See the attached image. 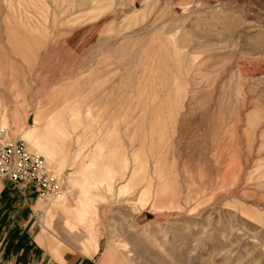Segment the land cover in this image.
<instances>
[{
	"label": "rangeland",
	"instance_id": "374dc122",
	"mask_svg": "<svg viewBox=\"0 0 264 264\" xmlns=\"http://www.w3.org/2000/svg\"><path fill=\"white\" fill-rule=\"evenodd\" d=\"M0 126L100 195L85 257L57 195L0 182L44 254L0 264H264V0H0Z\"/></svg>",
	"mask_w": 264,
	"mask_h": 264
},
{
	"label": "crops",
	"instance_id": "0c3cea01",
	"mask_svg": "<svg viewBox=\"0 0 264 264\" xmlns=\"http://www.w3.org/2000/svg\"><path fill=\"white\" fill-rule=\"evenodd\" d=\"M40 151L45 159L51 158L55 155L51 148H45V146L43 150ZM92 167V163L87 165V170L90 171ZM72 175V180L81 181L84 192H80L74 187L76 197L73 204L67 202L65 194L55 197V201L51 205V208H48L43 215V220L46 224H49L54 217V214L60 213L63 215V225L68 231L73 232L80 230L84 233V237L81 240L83 255L85 257L94 256L99 250L100 242L96 232L94 205L100 195L96 193L95 182L90 180L91 178L85 171L73 173ZM111 177V172L108 171L106 179H110ZM3 189L4 184L2 183V187L0 188V261L2 258H17L14 259V263L18 262L21 258H37L42 260L41 258H44V254L40 252V248L36 243L32 245L31 242H27V244L23 246L16 245V241L14 240L16 238L14 234L15 232H19L20 228L23 231L28 232L26 230V225L20 227L19 223L21 221L25 222L20 216L23 215L21 209H23L24 201L32 200L31 197L25 196L26 193H21V196L18 192H14V194L10 192L2 193ZM27 192L28 194H30V192L32 193L30 189ZM5 195L10 196H6L5 199H3ZM10 197H13L15 200L9 201ZM27 222L28 221H26V224ZM35 238L39 244H41L40 233H37Z\"/></svg>",
	"mask_w": 264,
	"mask_h": 264
},
{
	"label": "built area",
	"instance_id": "2783aa9c",
	"mask_svg": "<svg viewBox=\"0 0 264 264\" xmlns=\"http://www.w3.org/2000/svg\"><path fill=\"white\" fill-rule=\"evenodd\" d=\"M4 180L19 190L30 185L42 201L58 195L61 187L42 158L29 151L26 141L12 140L7 128L0 126V181Z\"/></svg>",
	"mask_w": 264,
	"mask_h": 264
},
{
	"label": "bare ground",
	"instance_id": "6f19581e",
	"mask_svg": "<svg viewBox=\"0 0 264 264\" xmlns=\"http://www.w3.org/2000/svg\"><path fill=\"white\" fill-rule=\"evenodd\" d=\"M3 127V126H2ZM5 128V127H4ZM31 136L32 137V139H33V144L36 146V147H38V148H40V150H43V148H44V145H43V143L39 140V138L36 136V134H35V131H34V129H32V128H29L28 129V131L25 133V135L23 136L24 138H25V136ZM21 139H23V138H21ZM24 140V139H23ZM26 141V140H25ZM27 142V141H26ZM33 146V145H32ZM31 152V151H30ZM34 153H36L37 154V152H34ZM39 155V154H38ZM40 156V155H39ZM42 159H43V157L42 156H40ZM44 160V159H43ZM45 163V162H44ZM69 184L70 185H73V186H75L80 192H82L83 191V187H82V183L78 180V181H71V183L69 182ZM84 192V191H83ZM58 196V195H57ZM86 241V240H85Z\"/></svg>",
	"mask_w": 264,
	"mask_h": 264
}]
</instances>
